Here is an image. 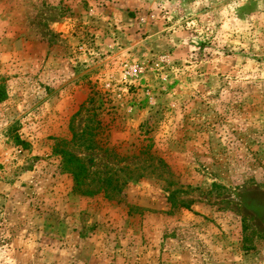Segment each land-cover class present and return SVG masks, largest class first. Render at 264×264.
Returning a JSON list of instances; mask_svg holds the SVG:
<instances>
[{"label": "rangeland", "instance_id": "374dc122", "mask_svg": "<svg viewBox=\"0 0 264 264\" xmlns=\"http://www.w3.org/2000/svg\"><path fill=\"white\" fill-rule=\"evenodd\" d=\"M0 264H264V0H0Z\"/></svg>", "mask_w": 264, "mask_h": 264}, {"label": "trees", "instance_id": "16d2710c", "mask_svg": "<svg viewBox=\"0 0 264 264\" xmlns=\"http://www.w3.org/2000/svg\"><path fill=\"white\" fill-rule=\"evenodd\" d=\"M5 98V90L2 86H0V101L4 100Z\"/></svg>", "mask_w": 264, "mask_h": 264}]
</instances>
